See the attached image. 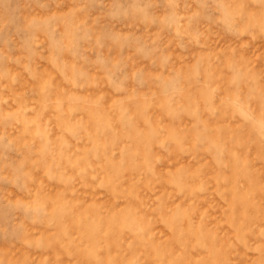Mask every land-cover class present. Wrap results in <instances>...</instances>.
<instances>
[{
    "label": "rangeland",
    "instance_id": "374dc122",
    "mask_svg": "<svg viewBox=\"0 0 264 264\" xmlns=\"http://www.w3.org/2000/svg\"><path fill=\"white\" fill-rule=\"evenodd\" d=\"M0 264H264V0H0Z\"/></svg>",
    "mask_w": 264,
    "mask_h": 264
}]
</instances>
